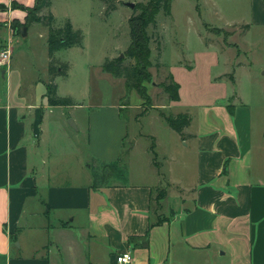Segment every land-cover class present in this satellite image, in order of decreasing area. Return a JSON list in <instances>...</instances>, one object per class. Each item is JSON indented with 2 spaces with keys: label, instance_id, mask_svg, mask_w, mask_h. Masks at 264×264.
Listing matches in <instances>:
<instances>
[{
  "label": "crops",
  "instance_id": "obj_1",
  "mask_svg": "<svg viewBox=\"0 0 264 264\" xmlns=\"http://www.w3.org/2000/svg\"><path fill=\"white\" fill-rule=\"evenodd\" d=\"M35 2L0 0V49L10 44L12 51L0 66V264H118L116 255L127 250L128 264H264V171L236 111L205 107L196 118L169 100L172 113L191 115L187 136L171 135L164 144L156 132L138 131L135 143L151 140L140 155L127 145L129 119L120 101L97 109L80 103L76 112L49 103L48 27L26 24L19 6ZM48 11L64 17L59 25L71 19L60 16L55 0ZM34 31L45 40L46 66L25 79L14 54ZM57 93L74 98L59 84ZM166 107L152 106L168 125V112L157 109ZM120 157L126 178L92 188V163Z\"/></svg>",
  "mask_w": 264,
  "mask_h": 264
},
{
  "label": "rangeland",
  "instance_id": "obj_2",
  "mask_svg": "<svg viewBox=\"0 0 264 264\" xmlns=\"http://www.w3.org/2000/svg\"><path fill=\"white\" fill-rule=\"evenodd\" d=\"M138 1L147 0H113L116 8L108 10L110 0H55L60 16L67 14L84 35L82 45L62 47L54 53L69 64L68 75H57L55 80L60 91L74 94L75 103L67 110L76 112L80 103L97 109L120 101L129 119L131 138L127 145L139 152L151 142L150 138L140 137L135 143L138 131H153L160 142H171V135L178 132L158 118L152 106L168 105L169 96L162 85L171 80L172 70L180 83V98L174 110L190 111L196 118L205 107L219 112L224 106L236 111L237 126L252 131L253 153L260 157L264 171L263 1L173 0L171 15L160 11L156 26L149 28L153 35V66L152 77L145 84L150 102H145L135 89L129 90L126 81L102 69L107 58L120 56L129 45L128 18L134 7L127 2ZM14 61L25 79L41 74L46 66V45L37 31L16 45ZM131 61L126 57L124 62ZM16 73L18 76V70ZM157 109L172 111L167 107ZM84 139L82 133L79 140ZM138 171L137 166L133 180H137Z\"/></svg>",
  "mask_w": 264,
  "mask_h": 264
},
{
  "label": "trees",
  "instance_id": "obj_3",
  "mask_svg": "<svg viewBox=\"0 0 264 264\" xmlns=\"http://www.w3.org/2000/svg\"><path fill=\"white\" fill-rule=\"evenodd\" d=\"M109 1V0H107ZM173 0H147L138 1L135 3L133 13L128 18L130 43L124 51L125 57L116 56L107 58L102 64V69L105 72L112 74L115 77H124L127 88L135 89L145 102L151 101V96L148 93L145 81L152 77L151 67L153 61L152 55V40L153 35L150 34L149 28L156 26L157 15L163 11L166 15H171ZM12 5H16L13 3ZM51 0H36L32 7L19 5L27 10L26 24L30 22H42L48 27V50H49V81L47 83V95L50 104L53 105H72L74 100L70 96H61L57 93V83L55 81L57 75L65 76L69 70V64L55 57L54 53L62 47H70L82 45L84 35L81 29L75 28L70 21L66 19L62 25H59L55 15L48 11L44 13L45 8H49ZM6 5L0 3V10H4ZM116 8L113 0H110L108 10ZM2 23L0 22V26ZM12 28L18 32L20 23L13 20ZM221 30V29H220ZM221 32V31H220ZM132 59L131 62L125 63V58ZM170 81L163 83L164 91L168 94L169 100L177 101L180 98V84L170 75ZM166 122L176 130L183 139L187 136L185 128L191 121V115L187 112L179 113H162ZM155 144H152L153 159L156 165L157 154L154 151ZM93 173L92 188H99L106 184H110L113 179L124 180L127 175V165L120 157L116 161H94L91 165ZM165 189H161L158 199L165 194ZM157 199V200H158ZM163 218H158L152 225L161 222Z\"/></svg>",
  "mask_w": 264,
  "mask_h": 264
},
{
  "label": "built area",
  "instance_id": "obj_4",
  "mask_svg": "<svg viewBox=\"0 0 264 264\" xmlns=\"http://www.w3.org/2000/svg\"><path fill=\"white\" fill-rule=\"evenodd\" d=\"M11 46L6 44L0 49V66L8 65L11 59ZM118 264H128L132 260V253L127 250L116 255Z\"/></svg>",
  "mask_w": 264,
  "mask_h": 264
},
{
  "label": "water",
  "instance_id": "obj_5",
  "mask_svg": "<svg viewBox=\"0 0 264 264\" xmlns=\"http://www.w3.org/2000/svg\"><path fill=\"white\" fill-rule=\"evenodd\" d=\"M127 4L131 7H134L135 6V2H127ZM124 55V53H121V57Z\"/></svg>",
  "mask_w": 264,
  "mask_h": 264
}]
</instances>
